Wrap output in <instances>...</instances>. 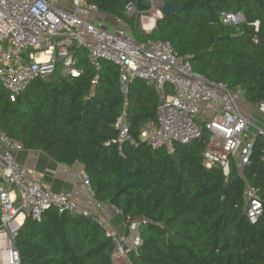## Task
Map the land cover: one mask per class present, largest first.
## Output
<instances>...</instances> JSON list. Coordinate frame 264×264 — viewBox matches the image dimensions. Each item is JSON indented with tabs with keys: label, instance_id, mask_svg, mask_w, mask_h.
Instances as JSON below:
<instances>
[{
	"label": "trees",
	"instance_id": "obj_1",
	"mask_svg": "<svg viewBox=\"0 0 264 264\" xmlns=\"http://www.w3.org/2000/svg\"><path fill=\"white\" fill-rule=\"evenodd\" d=\"M86 1L122 18L139 42L169 41L196 72L240 86L252 105L264 102V0H170L179 9L150 33L139 15H125L128 0ZM224 11L242 12L245 21L226 25ZM80 63L82 76L37 78L15 102L0 84L1 130L57 162L80 164L97 200L141 219L142 264H264V207L254 222L245 210L248 184L264 199V139L255 138L243 168L232 161L229 175L204 165L206 131L190 144L153 148L140 136L156 118L158 92L137 78L124 94L115 63L102 60L99 71L86 57ZM123 111L136 144L118 142L114 124ZM16 245L19 264H113V240L92 215L54 207L40 222L28 216Z\"/></svg>",
	"mask_w": 264,
	"mask_h": 264
},
{
	"label": "built area",
	"instance_id": "obj_2",
	"mask_svg": "<svg viewBox=\"0 0 264 264\" xmlns=\"http://www.w3.org/2000/svg\"><path fill=\"white\" fill-rule=\"evenodd\" d=\"M142 2L146 10L128 0L125 15H139L148 32L145 22L152 20L154 24L163 17L162 6L170 0ZM101 13L96 4L85 0L70 8L61 6L59 0H0V84L10 100L15 102L37 78H50L57 72L64 78L82 76V58L86 57L97 71L102 60H110L119 67L124 94L137 78L159 92L156 118L143 128L140 140L158 149L175 142L190 144L202 139L206 131L205 166L218 164L229 175L233 160L241 168L248 164L255 138L264 139V127L246 113L243 89H228L196 72L189 56L179 54L169 41L139 42L127 32L122 18L112 16L113 28L109 29L103 21L96 20ZM221 20L238 26L245 16L242 12L224 11ZM258 24L255 23L257 28ZM98 78L99 74L92 80L93 85ZM255 107L264 117V102ZM114 127L118 142L137 143L130 134L126 111ZM23 149L22 142L0 128V264L20 263L16 238L26 218L40 222L44 212L53 207L61 213L92 215L113 240V259L121 256L127 259L125 264H134L128 253L140 256L143 221L124 217L126 232L119 234L101 214L106 208L121 212L96 199L84 168L77 172V180L85 198L77 200L71 193L50 189L34 168L17 161L15 154ZM245 199L246 213L254 222L263 211L264 199L250 184L246 186Z\"/></svg>",
	"mask_w": 264,
	"mask_h": 264
},
{
	"label": "crops",
	"instance_id": "obj_3",
	"mask_svg": "<svg viewBox=\"0 0 264 264\" xmlns=\"http://www.w3.org/2000/svg\"><path fill=\"white\" fill-rule=\"evenodd\" d=\"M79 1L80 0H59V4L61 6L70 8ZM101 12L102 13L100 15H96V20L103 21L109 29H112L113 23L111 17L114 15L104 13L103 11ZM125 24L127 32L133 34L130 26L126 22ZM155 24L156 22L146 33H150L153 30ZM154 89L157 91L156 88ZM168 90L172 92V87H169ZM254 107L255 105L250 104L249 102H247V100L246 102H244L246 113L252 117L257 125L264 127V117L259 114ZM253 131L255 132V128H253ZM15 157L20 163L34 168L42 176L46 186H48L50 189L56 192L71 193L77 200H83L85 198V192L80 187L77 180V172L79 171V169L83 168L80 164L67 165L64 163H60L51 158L44 151L27 148L17 152L15 154ZM101 215L112 229H114L121 235L125 234L126 228L124 225V216L122 215V213L110 211L108 208H106ZM139 257H136L133 252L128 253V258L134 264H142ZM126 261L127 259L118 256L113 259V264H125Z\"/></svg>",
	"mask_w": 264,
	"mask_h": 264
},
{
	"label": "water",
	"instance_id": "obj_4",
	"mask_svg": "<svg viewBox=\"0 0 264 264\" xmlns=\"http://www.w3.org/2000/svg\"><path fill=\"white\" fill-rule=\"evenodd\" d=\"M141 10H146V5L142 2V0H132ZM179 9V6L174 5L170 2H165L162 6V11L164 13H169L173 11H177ZM225 187H227V183H225ZM226 201V197L222 198V202L224 203Z\"/></svg>",
	"mask_w": 264,
	"mask_h": 264
},
{
	"label": "bare ground",
	"instance_id": "obj_5",
	"mask_svg": "<svg viewBox=\"0 0 264 264\" xmlns=\"http://www.w3.org/2000/svg\"><path fill=\"white\" fill-rule=\"evenodd\" d=\"M145 24H146V29L150 30L153 26V21L152 20L146 21Z\"/></svg>",
	"mask_w": 264,
	"mask_h": 264
},
{
	"label": "rangeland",
	"instance_id": "obj_6",
	"mask_svg": "<svg viewBox=\"0 0 264 264\" xmlns=\"http://www.w3.org/2000/svg\"><path fill=\"white\" fill-rule=\"evenodd\" d=\"M140 24H141V26H142V23H141V21H140ZM142 28H144L143 26H142ZM144 30V29H143ZM145 32H147L146 30H144ZM254 108H256V107H254ZM259 114H261V112L258 110L257 111Z\"/></svg>",
	"mask_w": 264,
	"mask_h": 264
}]
</instances>
